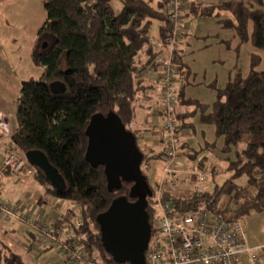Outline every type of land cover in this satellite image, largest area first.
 I'll return each mask as SVG.
<instances>
[{
    "label": "trees",
    "instance_id": "16d2710c",
    "mask_svg": "<svg viewBox=\"0 0 264 264\" xmlns=\"http://www.w3.org/2000/svg\"><path fill=\"white\" fill-rule=\"evenodd\" d=\"M114 1L121 4L117 14ZM42 5L46 19L38 31L31 59L43 72L40 79H30L21 85L15 102L16 140L25 151L46 154L64 177L67 189L58 192L50 187L43 172L34 168L35 178L49 193L79 206L83 224L78 229L73 228L72 236L86 251L87 264H119L103 247L97 219L117 198L135 201L130 197L132 183L123 182L119 190H110L104 168L87 161L86 131L94 116L116 114L134 134L143 154L141 169L146 178L148 163L162 158L171 163L185 159L194 163L196 172L206 171L205 177L209 171L215 175L214 165L208 170V164L221 158L214 151L222 140V148L217 151L224 156L221 159L226 162V172L231 174L230 181L245 176L247 186L254 188L255 194L244 198L235 211L218 209L219 194L207 192H197L189 199L165 193L166 201L172 202L180 213L201 206L224 219L244 221L253 213H264V70L257 71L264 61L262 56L252 55L248 76L237 73L224 88L217 89L213 104L186 99L181 90L174 87L175 98L167 107L160 98L158 81L157 84L146 82L147 74L161 70L168 54L167 49L156 48L154 43H166L173 33L165 0H42ZM197 12L199 16L216 17L222 28L234 30L242 43L250 42L264 54L263 0L210 3ZM222 13L231 18L222 19ZM155 24L154 38L151 32ZM156 38L158 41L154 42ZM46 42L49 45L44 48ZM178 46L174 62L181 56ZM53 82L63 83L66 92L52 93L49 86ZM157 91L159 99L155 102ZM152 99V105L159 106L161 117L157 145L163 146L161 152L151 148L153 157L149 159L138 143L140 132L134 125L138 111L147 110V102ZM186 106L193 107V111ZM197 113L202 125L214 128L215 140L193 148L196 145L182 137L193 132L191 120ZM168 121L175 123L171 129L167 127ZM172 144L175 157L168 155ZM153 205L152 197L148 198L152 232L156 218ZM62 223L57 222L55 226ZM29 233L34 241L30 242L32 246L36 237L34 232ZM0 264L24 263L9 247L0 246Z\"/></svg>",
    "mask_w": 264,
    "mask_h": 264
},
{
    "label": "rangeland",
    "instance_id": "374dc122",
    "mask_svg": "<svg viewBox=\"0 0 264 264\" xmlns=\"http://www.w3.org/2000/svg\"><path fill=\"white\" fill-rule=\"evenodd\" d=\"M26 1L27 5L23 10V17L21 19L29 22L31 25H35L37 29L36 33L38 34L39 29L46 19V14L42 7V0ZM222 1L230 0H185V3L187 2V8L182 15V21L188 24V27L186 29V33L181 35L182 38L180 40V45L178 46L181 56L175 62V89H180L181 93H183L186 99L196 100L200 103L209 105L213 104L217 99L216 90L224 88L228 84L230 79L234 78L237 73H241L243 77L249 75L250 62L253 54L262 56V58H264V54L261 51L255 49L250 44V42L242 43L240 37L234 30L222 28L221 25H219L218 19L216 17H205L198 15L197 10H199V8H201L202 6L210 3H219ZM113 6L115 8L116 14L119 13L121 10V4L114 1ZM191 8H195L194 11ZM221 18L227 19L231 18V16L229 14L222 13ZM156 30L157 26L155 24L154 29H152L151 32L154 38L157 33ZM250 31L251 27L249 28V33ZM37 34L35 40H31V42L34 43V47L36 46L37 42ZM49 38L51 41H53L51 37ZM155 41H158V39L156 38ZM28 43L29 42L24 40L20 41V45L24 46V48H27ZM46 44L47 46L49 45L48 42H46ZM161 57L164 56L162 55ZM180 62H183V65H181ZM179 69L181 70V73ZM188 69L190 70L189 74L187 73ZM263 70L264 61L257 68V71ZM42 72V68L32 62L31 65L25 64L22 67V71L17 73V76L21 77V79H23V82L30 79L38 80L42 76ZM160 72L161 70L158 71L157 75H159ZM181 109L182 108H180V110ZM188 109L191 112L194 108L189 107ZM191 123H193L194 130L193 132L190 131L186 133L185 140L190 142V144L196 145L193 146V148H199V143L204 144L205 142H212L213 140H215L214 128L212 126L202 125L200 122L199 113L192 117ZM134 128H136V131L140 132L137 135L138 143H140L141 147L143 148L142 150H144V152L146 153L147 158H152V147L150 145H144L146 141H144L145 139L143 138V136L147 133H144V129H142L141 127L134 126ZM154 131L155 134L159 136L160 128L158 127L154 129ZM222 144L223 141L219 140L217 149L220 150L222 148ZM158 145L159 147L163 146V144ZM158 145L154 147L155 150H159ZM243 146L244 145H242L241 147ZM217 149L214 152H218L223 159L224 156L220 151H217ZM16 153L21 154V156L19 155V157L24 160V164L30 166L23 152L16 151ZM221 158L219 157L218 161H211L208 164V168H210L213 164L216 172L215 175H213L211 171H209L207 173L208 178H204V181L206 179L207 183L202 184V182L200 183L201 185H197L194 183V173L188 171L187 168L183 169V173L182 170L180 171L181 173L179 171H176V168H173V166H175L176 164V161L171 163L169 160L164 161V158H162L161 160L150 161L148 163L149 169H147V178L153 191L152 203L154 204L153 206L155 209V213L157 211L155 202L158 198V190L160 189L159 184H161L164 178H166V170H169L170 172H177V176L181 175L184 179H186L182 181L177 179V186L175 187V189L173 188L174 190L171 189V192L175 196L189 199L193 196L192 192H207L215 196L219 194L216 199V206L218 209L229 208V210L231 211L237 210L244 198L250 197L255 194V189L247 186V178L245 176L230 181L231 174L226 172V162ZM157 163H161V168L157 173L160 176L159 184L155 186L154 175L156 174L153 175L152 172H155L154 164ZM186 184L188 187H184L186 186ZM182 186L184 188H182ZM165 197L166 194L162 195V202L166 200ZM1 200L0 202L5 204ZM6 203L9 204V202ZM244 224L245 239L248 246L258 245L261 246L258 248H263V250H259L257 253H261L260 258L264 264V213H253L251 216L244 219ZM11 227L12 225L10 224L0 222V246L9 247L10 250L24 264H55V262L53 263V261L51 260L57 257L56 249L45 252L43 251L42 245L39 243V241H36L32 245V249L30 250L28 245L26 247V244L29 240L28 234H26L24 231H19L18 234L12 235L7 232ZM250 241L253 244H251Z\"/></svg>",
    "mask_w": 264,
    "mask_h": 264
},
{
    "label": "built area",
    "instance_id": "2783aa9c",
    "mask_svg": "<svg viewBox=\"0 0 264 264\" xmlns=\"http://www.w3.org/2000/svg\"><path fill=\"white\" fill-rule=\"evenodd\" d=\"M169 21L173 25V33L166 43L156 42L154 46L167 49L168 54L163 60L158 83L160 98L169 107L175 98L174 79L176 66L173 55L180 44L183 34L182 15L185 0H165ZM174 121H168L171 129ZM168 155L175 157L174 147L168 149ZM24 166V161L10 153L5 158L4 167L18 174ZM167 171V176L161 182L158 190L154 232L146 251L145 264H240L244 254L248 255L247 264H263L258 250L250 248L245 243V224L243 220L224 219L205 207H198L185 213H180L170 201H161L162 195L171 194V189L177 186V172ZM205 175L194 172V181L200 184ZM164 189V190H163ZM68 216L59 227L41 223V221L19 214L16 208L0 202V219L11 223L19 220L38 236L43 246H59L66 257L67 264H87L88 255L81 244L72 236L73 228L83 224L79 206H72ZM240 262V263H239Z\"/></svg>",
    "mask_w": 264,
    "mask_h": 264
},
{
    "label": "crops",
    "instance_id": "0c3cea01",
    "mask_svg": "<svg viewBox=\"0 0 264 264\" xmlns=\"http://www.w3.org/2000/svg\"><path fill=\"white\" fill-rule=\"evenodd\" d=\"M26 5V0H0V198L2 199L0 200L8 206L16 208L19 214H26L41 221L43 224L56 227L55 224L57 222H62L63 219L68 216V210H70L69 208H71L73 205H70L61 199L55 198L51 193H49L46 186H43L35 178L36 170L31 166L24 164L22 170L18 174H14L9 170H6L4 167V160L8 154L13 153L18 158L22 159L19 157L21 154L16 153V151H21L24 153V155L26 152L16 140L18 122L16 118L15 105V102L20 94L21 85L23 83V79L17 76V73L22 71V67L25 64L31 65L33 62L31 59V54L32 50L34 49V43H32L31 40H35L37 34L35 25H31L29 22L21 19L23 17V10ZM186 8L187 2L185 3L184 11ZM191 9L194 11L195 8ZM182 24L184 28L183 33L185 34L188 24L183 21ZM22 40L29 42L27 44V48H24V46L20 45V41ZM187 72L190 73V70L188 69ZM157 73H155V75L154 73H146V82L149 84L152 82L157 84L159 77ZM157 94L158 91L154 96L155 102L159 99V95ZM152 104H154L153 99L147 102L146 106L149 107L147 110L144 109L138 111L137 122L134 126L144 129L143 132L147 133L146 135L143 133L144 136L142 134L143 138L145 139L144 141H146L144 145H150L153 150L155 149L154 147H156L157 141L159 139L155 134L154 129L158 127L160 128L161 117L159 115V106ZM185 135L182 137V140H185ZM157 152H161L160 147ZM175 161L176 164L173 166V168L175 167L176 171L180 172L182 170L183 173V169L186 168L188 171L193 173L197 171L193 162H187L185 159H177ZM212 166L213 164L211 167ZM160 168L161 163L154 164L155 172H152V174H156L154 175L155 186L159 184L160 176L157 173ZM210 168H208V170H210ZM203 173L206 175V171ZM177 177L178 180H186L181 175ZM207 178L208 177H206V179ZM206 179L202 184L207 183ZM184 187H188L187 184ZM184 187L182 186V188ZM195 193L196 192H192V195ZM171 194L173 193L171 192ZM6 202H9V204ZM0 222L12 225V227L7 231L12 235L18 234L19 231H24L26 234H28L29 240L26 244V247L28 245L29 249H32L30 242L34 241L32 236H30L29 231L31 232L32 230L29 227L24 225L19 220H14L11 223H7L0 219ZM34 234L36 237L35 240L38 241L37 234ZM245 243L247 244L246 239ZM251 244L253 243L251 242ZM249 247L255 249L261 246L250 245ZM42 248L45 252L56 249L57 257L53 258L51 261H53V263L55 262V264H67L66 257L59 246L42 245ZM258 254L259 256L261 255V253ZM247 260L248 255L244 254L242 262L247 264Z\"/></svg>",
    "mask_w": 264,
    "mask_h": 264
},
{
    "label": "water",
    "instance_id": "95a60500",
    "mask_svg": "<svg viewBox=\"0 0 264 264\" xmlns=\"http://www.w3.org/2000/svg\"><path fill=\"white\" fill-rule=\"evenodd\" d=\"M49 87L54 94H63L67 90L61 82H53ZM86 134L87 161L104 168L108 188L119 190L123 182L133 185L130 197L135 201L117 198L97 219L103 247L119 264H145L152 237L147 206L153 191L142 173L143 154L137 139L116 114L94 116ZM25 158L30 166L43 172L52 189L66 191L64 177L46 154L31 150L25 152Z\"/></svg>",
    "mask_w": 264,
    "mask_h": 264
}]
</instances>
